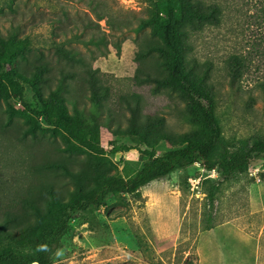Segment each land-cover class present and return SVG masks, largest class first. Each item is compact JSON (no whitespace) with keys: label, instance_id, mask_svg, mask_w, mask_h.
Here are the masks:
<instances>
[{"label":"rangeland","instance_id":"obj_1","mask_svg":"<svg viewBox=\"0 0 264 264\" xmlns=\"http://www.w3.org/2000/svg\"><path fill=\"white\" fill-rule=\"evenodd\" d=\"M159 1L0 0V38L28 40L34 53L49 56L55 75L61 69L69 74L68 109L100 118L108 153L115 138L106 126L125 128L130 104H138L144 115L163 116L179 141L189 129L182 115L185 103L138 78L139 54L151 42L147 30H137L139 19L158 13ZM202 1L222 8L221 23L192 33L188 56L213 63L210 81L224 136L238 144L264 137V0ZM58 46L74 50L81 62L59 59ZM232 56L242 61L237 80L229 75ZM144 66L153 70L155 60L148 58ZM87 69L95 71L104 94L100 105L91 98ZM29 122L24 125L36 131L39 144L31 135L20 140L11 131L0 133V215L22 214L36 180L31 167L55 152L47 124L36 116ZM118 141L136 145L128 137ZM170 147L162 143L158 153ZM110 156L123 176L145 162L137 148ZM208 179L220 183L214 207L206 198ZM204 212L213 219L209 230ZM49 264H264V159L255 158L246 174L227 181L198 164L177 170L142 187L141 198L129 197L125 206H115L110 196L91 215L71 223Z\"/></svg>","mask_w":264,"mask_h":264},{"label":"trees","instance_id":"obj_2","mask_svg":"<svg viewBox=\"0 0 264 264\" xmlns=\"http://www.w3.org/2000/svg\"><path fill=\"white\" fill-rule=\"evenodd\" d=\"M158 6V13L139 19L137 30H147L151 42L139 54L138 78L153 84L154 91L168 90L185 103L182 115L189 129L179 141L163 116L144 115L138 104H130L125 128L106 126L115 138L108 153L101 143L104 124L100 118L68 109L69 74L61 69L55 75L49 56L34 53L28 40L0 38V133L11 131L20 140L31 135L33 143L39 144L36 131L24 125L36 116L55 140V152L31 167L36 180L23 201L22 214L5 211L0 215V264H49L71 223L91 215L110 196L115 206H125L129 197L141 198L142 187L177 170L198 164L227 181L246 174L255 158L264 159V137L241 144L225 138L217 114V91L210 81L213 63L188 56L192 33L218 26L222 8L202 0H160ZM56 52L69 64L81 62L74 50L58 46ZM148 58L155 60L153 70L143 67ZM229 66L232 80L241 77V58L230 57ZM94 72L86 70L91 98L100 105L104 94L95 84ZM124 137L136 145L118 141ZM165 142L171 147L158 153V146ZM132 148L138 149L145 162L140 170L123 176L110 154ZM219 192L220 183L211 181L206 194L210 207ZM204 214V228L209 230L213 219Z\"/></svg>","mask_w":264,"mask_h":264}]
</instances>
